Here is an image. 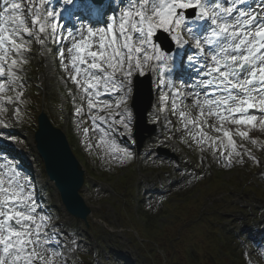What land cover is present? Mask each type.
<instances>
[{
  "label": "rangeland",
  "instance_id": "374dc122",
  "mask_svg": "<svg viewBox=\"0 0 264 264\" xmlns=\"http://www.w3.org/2000/svg\"><path fill=\"white\" fill-rule=\"evenodd\" d=\"M154 3L156 0H149V14ZM28 23L31 26L30 19ZM183 35L188 38L187 33ZM25 38L31 41L30 50L23 55L10 54L8 61H18L13 68L17 80L0 92V128L8 133L1 139L15 146V151L11 153L19 157L16 162L20 164L22 149L31 162L28 164L36 167L38 176L37 181L32 182V192L38 202L37 215L48 216L46 228L54 237L49 243L55 242L53 248L45 246V260L51 256V264H185L180 252L194 249V246L198 248L197 243H204V248L209 246V239H205L199 226L192 225L195 221L200 225L207 219H199L202 212V215L216 217L214 226L241 243L249 264H264V121L256 120L249 128L227 125L235 143L245 151L239 162L233 160L225 165L218 154L214 156L211 149L201 151L192 141L183 128L179 113H173L174 98L169 95L167 101L161 100L162 96L176 90L187 93L188 86H182L180 80L175 81L176 86H173L167 80L170 78L164 76L167 87L160 88L158 67L146 68L145 75H151L155 92L154 106L147 121L156 124L157 133L136 155L132 137L134 118L129 107L130 91L126 100V115L131 117L130 131L113 125L110 139L126 148L131 158L113 159L101 139L102 134L109 131V124L99 127L92 120L94 115L107 114L101 110L102 106L88 110L86 94L69 78L70 67L65 71L61 65L58 51H64V63L67 64V48L71 42L67 41L65 49V45L53 46L55 41L50 33L42 34L43 44L37 43L35 37ZM151 63L156 65L155 61ZM0 83L8 85L6 75L0 77ZM17 94L20 96L18 100ZM81 96L85 98L82 100ZM7 97L13 99L9 101ZM54 97L59 102L58 108L50 102ZM186 98L189 101V96ZM117 99L119 96L112 94L109 102L114 104ZM77 107L82 108L79 116L76 114ZM161 107L165 109L163 112ZM182 108L191 112L193 117L199 112L188 102ZM41 109L53 126L66 135L78 162L87 171L81 194L91 210L88 228L59 208L58 195L44 176L32 140L35 119ZM212 123L214 121L209 119L208 124ZM258 124H262L260 129L256 126ZM88 126L90 133L82 134ZM70 127L76 139L74 135L72 140L68 137ZM237 127L247 132L246 138L235 135ZM205 131L210 136L220 135L208 126H205ZM167 135H173V140H168V143ZM78 146L81 153L76 150ZM158 148L168 150L170 156L158 155ZM105 169V173L102 172ZM109 169L108 177L105 174ZM251 186L257 187L256 192ZM40 202L42 206L39 207ZM141 202L151 211L152 218H148V223L139 215ZM144 227L148 228L147 232ZM176 236L181 241L172 244L174 247L170 249L169 239ZM172 252L175 257L170 261ZM224 263L232 264L229 258Z\"/></svg>",
  "mask_w": 264,
  "mask_h": 264
},
{
  "label": "snow or ice",
  "instance_id": "6c2138e0",
  "mask_svg": "<svg viewBox=\"0 0 264 264\" xmlns=\"http://www.w3.org/2000/svg\"><path fill=\"white\" fill-rule=\"evenodd\" d=\"M209 2L215 4V0ZM237 2L243 4L245 0ZM36 3L37 0H0V77L6 75L8 80V85L0 83V92L17 80L13 68L18 61H8L10 54L23 55L30 50L31 41L25 40V36L35 37L40 44L45 43L42 34L49 33L58 45L70 41L67 64L64 51H58L61 65L65 71L70 67L69 78L86 94L88 110L102 106L101 110L107 114L94 115L92 120L94 124L97 121L109 124V131H105L101 139L110 156L118 160L130 159L131 153L110 139V130L113 125H120L130 131L131 117L126 115V100L128 93L135 89L134 74L143 76L146 68L158 67L159 87H167L164 75L173 60L171 44L188 45L189 40L183 35L187 31L189 39L194 41L189 46L199 53L188 57L189 66L197 77H203L190 87L199 91L176 90L162 96L161 100L167 101L169 95L181 99L194 97L193 107L199 112L193 117L191 112L180 110L183 128L201 151L211 149L225 165L233 160L239 162L245 150L235 143L227 125L251 126L256 119L251 109L258 108L264 114V15H261L264 8L259 12L243 8L237 11V4L233 3L222 8L217 5L210 14L203 0H156L149 14L146 10L149 0H129V6L118 19L112 18L106 28H81L61 36L56 23L59 13L48 10L46 5L37 7ZM65 3L71 4L72 0H65ZM189 10L191 15H188ZM201 19H210L213 26H205L206 35L197 32ZM158 31L167 33L168 43H155L159 39ZM200 56L204 57L203 62ZM152 61L156 62L155 66ZM112 94L119 96L114 104L109 99H99L101 96L110 98ZM19 98L17 94L16 99ZM84 98L81 96L82 100ZM164 110L161 107L160 111ZM172 110L174 114L178 110L175 100ZM81 112L82 108L77 107L76 114L79 116ZM234 114H239V118ZM209 119L214 123L209 125ZM205 126L220 135L210 136ZM83 131L87 135L89 130ZM7 135L0 128V138ZM235 135L246 138L248 134L237 127ZM37 208L34 193L26 181L22 182L21 174L14 166L0 163V264H51V256L48 260L44 256L45 246L49 245L44 232L49 218L37 216Z\"/></svg>",
  "mask_w": 264,
  "mask_h": 264
},
{
  "label": "water",
  "instance_id": "95a60500",
  "mask_svg": "<svg viewBox=\"0 0 264 264\" xmlns=\"http://www.w3.org/2000/svg\"><path fill=\"white\" fill-rule=\"evenodd\" d=\"M150 101L148 82L143 80L137 82L133 107L138 124L141 123V119L149 108ZM38 124L39 130L35 139L37 148L44 158L46 172L55 182L67 211L85 221L90 211L78 196V191L83 184V172L71 155L63 135L53 130L43 115L39 116Z\"/></svg>",
  "mask_w": 264,
  "mask_h": 264
},
{
  "label": "bare ground",
  "instance_id": "6f19581e",
  "mask_svg": "<svg viewBox=\"0 0 264 264\" xmlns=\"http://www.w3.org/2000/svg\"><path fill=\"white\" fill-rule=\"evenodd\" d=\"M88 1H90V0H87V2ZM118 2H121V0H117ZM87 2H83V3H87ZM115 3V2H114ZM124 4V3H123ZM115 5V4H114ZM120 5V4H119ZM217 5H219V6H222V7H228V6H231L232 4L231 3H217L214 7H216ZM120 6H122V4L120 5ZM110 8V6L109 5H107V7H106V9H107V11H108V9ZM64 20V19H63ZM63 22V21H62ZM203 24H205V22H203ZM80 26V25H79ZM177 57V56H176ZM176 57H174V58H176ZM171 68V69H173V67H174V61L173 62H171L170 63V65L168 66V68ZM191 90L194 92V91H198V89H194V88H192L191 87ZM246 127H248V126H246ZM262 127V125H260L259 126V129ZM53 239H51V241H52Z\"/></svg>",
  "mask_w": 264,
  "mask_h": 264
},
{
  "label": "trees",
  "instance_id": "16d2710c",
  "mask_svg": "<svg viewBox=\"0 0 264 264\" xmlns=\"http://www.w3.org/2000/svg\"><path fill=\"white\" fill-rule=\"evenodd\" d=\"M187 257L191 260L192 263H194V258H193V254L192 253L189 254Z\"/></svg>",
  "mask_w": 264,
  "mask_h": 264
}]
</instances>
